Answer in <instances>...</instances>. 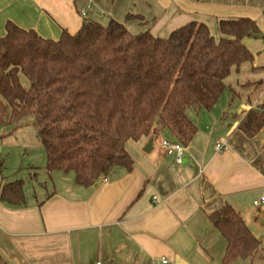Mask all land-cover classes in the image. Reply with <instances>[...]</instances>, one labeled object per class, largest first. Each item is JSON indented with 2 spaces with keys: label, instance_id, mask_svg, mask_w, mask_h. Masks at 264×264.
<instances>
[{
  "label": "crops",
  "instance_id": "crops-1",
  "mask_svg": "<svg viewBox=\"0 0 264 264\" xmlns=\"http://www.w3.org/2000/svg\"><path fill=\"white\" fill-rule=\"evenodd\" d=\"M243 17L264 34V0H0V35L8 20L58 39L86 20L115 19L134 34L162 37L203 22L219 38V20ZM243 41L254 55L251 79L240 84L245 94L231 90L229 103L192 109L198 131L181 163L161 146L173 140L169 134L143 137L127 144L132 170L118 167L91 186L57 171L51 192L24 189L21 206L0 199V253L9 264H222L226 242L210 213L230 204L251 230L259 219L264 225V204H254L264 197V126L254 137L239 128L249 110L264 105V39ZM7 178L1 170L0 191Z\"/></svg>",
  "mask_w": 264,
  "mask_h": 264
},
{
  "label": "trees",
  "instance_id": "trees-1",
  "mask_svg": "<svg viewBox=\"0 0 264 264\" xmlns=\"http://www.w3.org/2000/svg\"><path fill=\"white\" fill-rule=\"evenodd\" d=\"M5 28L0 35V126L17 130L32 117L46 150L45 169L73 173L80 186H91L118 167L132 170L129 141L169 134L189 145L198 127L188 111L212 109L233 69L254 59L244 38L264 39L248 17L219 20V38L197 21L166 37L149 30L134 34L115 19L107 24L86 20L75 33L63 29L58 39L12 20ZM263 109H251L242 119L239 128L248 137L264 126ZM0 199L23 205V180L6 182ZM209 219L226 242L222 264L264 259V239L232 205L213 211ZM0 264H9L1 253Z\"/></svg>",
  "mask_w": 264,
  "mask_h": 264
},
{
  "label": "rangeland",
  "instance_id": "rangeland-1",
  "mask_svg": "<svg viewBox=\"0 0 264 264\" xmlns=\"http://www.w3.org/2000/svg\"><path fill=\"white\" fill-rule=\"evenodd\" d=\"M251 68L252 62H245L239 71L233 69L227 78L229 86L221 96L220 104L229 103L232 96L231 88L241 95L245 94L240 84L251 79L249 72ZM21 82L24 87H29V80L23 74H21ZM188 113L191 117L194 116L192 109ZM46 165V150L37 137V131L32 125V117L25 118L23 125L17 130H13V125L0 126V171L8 176L9 182L22 179L24 189L31 196L35 193L51 192L54 189L55 172L49 174L45 169ZM72 178L74 174L68 173L66 180ZM251 228L256 237L264 239V225L261 224L260 219L256 223L252 222ZM254 264H264V259H257Z\"/></svg>",
  "mask_w": 264,
  "mask_h": 264
},
{
  "label": "built area",
  "instance_id": "built-area-1",
  "mask_svg": "<svg viewBox=\"0 0 264 264\" xmlns=\"http://www.w3.org/2000/svg\"><path fill=\"white\" fill-rule=\"evenodd\" d=\"M161 146L163 147V149L166 151V153L168 155L175 156L177 162L181 163L183 161L184 153H185V150H186V147L183 144H181L180 142H178L176 140H171L169 138H164L161 141ZM217 147L219 149H222V148H226L227 146L225 144L218 143ZM254 204L257 205V206L261 205V204H264V197H262L259 200H255ZM162 262H163V264H168L169 263V261L166 258H163ZM97 264H102V263L98 262Z\"/></svg>",
  "mask_w": 264,
  "mask_h": 264
},
{
  "label": "water",
  "instance_id": "water-1",
  "mask_svg": "<svg viewBox=\"0 0 264 264\" xmlns=\"http://www.w3.org/2000/svg\"><path fill=\"white\" fill-rule=\"evenodd\" d=\"M152 147H153V140L150 139L149 142L147 143L146 147L144 148V150H145L146 152H150L151 149H152Z\"/></svg>",
  "mask_w": 264,
  "mask_h": 264
}]
</instances>
